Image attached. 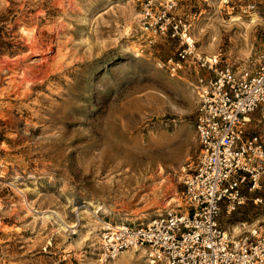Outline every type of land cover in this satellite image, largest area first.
I'll return each instance as SVG.
<instances>
[{
  "label": "rangeland",
  "instance_id": "1",
  "mask_svg": "<svg viewBox=\"0 0 264 264\" xmlns=\"http://www.w3.org/2000/svg\"><path fill=\"white\" fill-rule=\"evenodd\" d=\"M146 1L0 0V264H147L99 260L92 205L131 225L183 210L196 97L164 66L176 40L140 28ZM172 2L201 54L240 69L264 52V0ZM249 126L264 135V115ZM263 220L249 201L221 224Z\"/></svg>",
  "mask_w": 264,
  "mask_h": 264
},
{
  "label": "built area",
  "instance_id": "2",
  "mask_svg": "<svg viewBox=\"0 0 264 264\" xmlns=\"http://www.w3.org/2000/svg\"><path fill=\"white\" fill-rule=\"evenodd\" d=\"M137 16L148 38L178 43L164 66L171 77L191 76L199 151L183 180L184 212L140 225L103 221L98 258L142 249L149 264H264V220L236 236L221 224L249 201L264 211V135L249 126L254 113L264 115V52L240 69L201 54L172 0L160 8L148 0Z\"/></svg>",
  "mask_w": 264,
  "mask_h": 264
},
{
  "label": "bare ground",
  "instance_id": "3",
  "mask_svg": "<svg viewBox=\"0 0 264 264\" xmlns=\"http://www.w3.org/2000/svg\"><path fill=\"white\" fill-rule=\"evenodd\" d=\"M39 13V12H38ZM239 18V17H238ZM253 18H255V14H253ZM238 20V19H237ZM33 42V41H32ZM34 43V42H33ZM35 47V46H34ZM51 47V46H50ZM30 48H32V47H30ZM50 49V48H49ZM30 50V49H29ZM37 51V50H36ZM37 75V74H36ZM250 121H251V119H250ZM92 207H93V211H97V210H102V213L101 214H103V215H105V216H102V217H100V216H98V220H99V222H102V224H103V221L104 220H108L109 222H105L106 224H110V225H116V226H119L120 224H125V222H126V220L125 219H122V218H114V217H112L111 215H109L108 213H107V211L105 210V208L104 207H100V206H97V205H92ZM184 209V208H183ZM183 212H184V210H182ZM104 217H107L108 219H105ZM104 219V220H103ZM110 222H116L115 224H112V223H110ZM117 222H119V224H117ZM131 223H135V221L133 220V222H131ZM149 223V222H148ZM147 224V223H146ZM137 225H140V224H137ZM233 232L234 233H230V234H232V236H235V234L238 232V233H241L242 231H241V228H239L238 226H234L233 227ZM229 233V232H228ZM139 250H141L142 252H143V250L142 249H139ZM100 251V250H99ZM100 253V252H99ZM98 253V254H99ZM144 253V252H143ZM99 260L100 261H102L100 258H99ZM147 264H149L148 263V261L146 262Z\"/></svg>",
  "mask_w": 264,
  "mask_h": 264
}]
</instances>
